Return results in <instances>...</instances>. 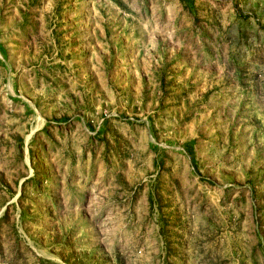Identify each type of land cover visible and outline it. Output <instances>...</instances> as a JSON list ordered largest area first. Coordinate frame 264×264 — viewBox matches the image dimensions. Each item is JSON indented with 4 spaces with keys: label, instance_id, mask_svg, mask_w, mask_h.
Masks as SVG:
<instances>
[{
    "label": "rangeland",
    "instance_id": "1",
    "mask_svg": "<svg viewBox=\"0 0 264 264\" xmlns=\"http://www.w3.org/2000/svg\"><path fill=\"white\" fill-rule=\"evenodd\" d=\"M0 264H264V0H0Z\"/></svg>",
    "mask_w": 264,
    "mask_h": 264
},
{
    "label": "trees",
    "instance_id": "2",
    "mask_svg": "<svg viewBox=\"0 0 264 264\" xmlns=\"http://www.w3.org/2000/svg\"><path fill=\"white\" fill-rule=\"evenodd\" d=\"M187 149H189V148H187Z\"/></svg>",
    "mask_w": 264,
    "mask_h": 264
}]
</instances>
